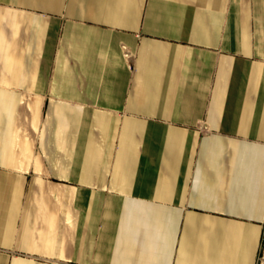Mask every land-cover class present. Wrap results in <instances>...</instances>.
Returning <instances> with one entry per match:
<instances>
[{"label":"crops","instance_id":"1","mask_svg":"<svg viewBox=\"0 0 264 264\" xmlns=\"http://www.w3.org/2000/svg\"><path fill=\"white\" fill-rule=\"evenodd\" d=\"M263 226L264 0H0V264H258Z\"/></svg>","mask_w":264,"mask_h":264},{"label":"built area","instance_id":"2","mask_svg":"<svg viewBox=\"0 0 264 264\" xmlns=\"http://www.w3.org/2000/svg\"><path fill=\"white\" fill-rule=\"evenodd\" d=\"M258 264H264V226L262 229V234L260 238V250L258 256Z\"/></svg>","mask_w":264,"mask_h":264},{"label":"bare ground","instance_id":"3","mask_svg":"<svg viewBox=\"0 0 264 264\" xmlns=\"http://www.w3.org/2000/svg\"><path fill=\"white\" fill-rule=\"evenodd\" d=\"M27 104H28L27 101L24 99L22 101L21 110L20 111H28Z\"/></svg>","mask_w":264,"mask_h":264}]
</instances>
